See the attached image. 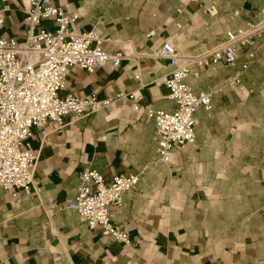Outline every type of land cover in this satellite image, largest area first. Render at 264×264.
I'll return each mask as SVG.
<instances>
[{
  "label": "crops",
  "instance_id": "obj_1",
  "mask_svg": "<svg viewBox=\"0 0 264 264\" xmlns=\"http://www.w3.org/2000/svg\"><path fill=\"white\" fill-rule=\"evenodd\" d=\"M50 1L77 14L70 34L95 29L104 51L126 57L116 70H68L62 95L113 102L80 120L67 116L61 125L46 124L44 143L30 140L27 149L37 158L30 192L12 196L0 189V264H264V164L238 173L240 159L264 141V35L238 53L234 66L192 68L198 76L185 83L195 94L218 93L210 112L195 113L194 143L173 149L168 164L157 160L154 124L144 111L177 108L168 90L154 85L172 70L154 52L169 43L183 57L206 54L225 42L227 31L258 22L264 0ZM28 2L0 0L1 37L25 39ZM210 6L215 16L205 11ZM42 27L56 31L44 20L34 33ZM239 72V85L225 87ZM88 167L107 181L144 171L122 207L110 208L111 223L128 234L127 245L98 228L90 231L68 208ZM194 167L198 175L190 176ZM228 175L234 187L221 194Z\"/></svg>",
  "mask_w": 264,
  "mask_h": 264
},
{
  "label": "built area",
  "instance_id": "obj_2",
  "mask_svg": "<svg viewBox=\"0 0 264 264\" xmlns=\"http://www.w3.org/2000/svg\"><path fill=\"white\" fill-rule=\"evenodd\" d=\"M205 11L211 16L217 14L215 6ZM258 15V22L227 31L225 42L206 54L183 57L169 43L154 52L153 58L169 60L172 67L169 76L156 80L154 85L164 86L168 90V99L177 105L172 113L144 108L154 124L160 163L170 162L173 149L194 143L195 113L199 108L210 112L213 96L218 93L195 94L185 83L190 75L198 76L192 68L234 66L238 53L253 46L264 35V1ZM77 18L76 13L55 7L50 0H29L25 39L18 42L0 36V189L12 196L19 191L30 192L37 158L27 148L35 136L43 143L47 140L46 124L61 125L67 116L80 120L113 102L95 94L81 99L71 94L62 95L71 67L77 66L91 75L100 68L118 69L126 57L104 51L101 34L95 29L80 35L70 34L69 28ZM44 20L55 23L54 33L43 27L34 33ZM3 22L4 14L0 12V30ZM152 36L154 32L146 37ZM246 69L247 64H244L241 72ZM241 72L228 78L225 87L239 85ZM127 99L132 101L134 97L129 95ZM134 110L139 111L141 107L137 104ZM143 175L144 171L135 175L121 174L107 181L88 167L79 175L76 196L68 208L84 219L90 231L98 228L102 236L127 245L128 234L111 223L110 208H121L123 195L133 190ZM261 212L264 214V199Z\"/></svg>",
  "mask_w": 264,
  "mask_h": 264
},
{
  "label": "rangeland",
  "instance_id": "obj_3",
  "mask_svg": "<svg viewBox=\"0 0 264 264\" xmlns=\"http://www.w3.org/2000/svg\"><path fill=\"white\" fill-rule=\"evenodd\" d=\"M258 113V112H257ZM252 148L254 149L251 157H249V154L241 158L240 161L243 163L241 167L238 169L239 175L244 174L245 176L250 174V172L254 171L258 166H262L264 164V141L252 145ZM249 168V171L247 170ZM198 169L193 168L190 170L189 175L195 176L198 175ZM235 177L228 175L227 178L223 181V184L221 186V194L227 193L230 188L234 187ZM247 181L244 183L239 184V192H243V189L246 187Z\"/></svg>",
  "mask_w": 264,
  "mask_h": 264
}]
</instances>
